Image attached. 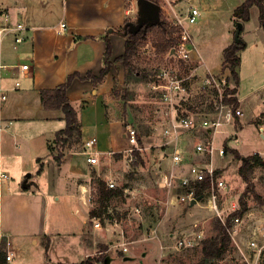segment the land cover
Returning a JSON list of instances; mask_svg holds the SVG:
<instances>
[{
  "label": "crops",
  "instance_id": "crops-1",
  "mask_svg": "<svg viewBox=\"0 0 264 264\" xmlns=\"http://www.w3.org/2000/svg\"><path fill=\"white\" fill-rule=\"evenodd\" d=\"M15 2L16 0L13 4L5 3L0 11L7 12L11 20L25 23L26 39L13 49L11 36L7 37L3 43V60L9 64L26 62L30 68L24 73L13 69L5 71L0 81V87L7 92V100L0 111V168H4L9 174V177L7 175L6 179L0 180L4 181L2 184L0 182V189L3 190L2 198L6 199L7 212L3 213L0 203V232L9 240V249L13 253L16 252L13 245L21 240L20 235H28L33 243L37 242L36 237L45 238L47 256L52 242L51 235L44 234V229L49 225H44V221L50 219V209L47 206L51 197L56 201L59 196L63 199L68 197L73 206L78 203L80 207H86L85 221L81 222L73 211H70L71 216L65 212V215L51 219L53 227L50 232L57 236L72 237L70 244L76 245V250L82 253L80 238L91 209L86 199L91 190L90 180L95 175L106 183L112 180L116 185L117 179L113 170L118 163H115L114 159L121 155L125 158L131 145L122 135L123 112L126 108L120 103L119 98L115 95L111 96L110 93L116 78L121 81L123 67L120 61H113L109 72L96 86L88 79L76 77L72 80L66 94L78 111L81 141L77 148L65 151L60 162L54 159L56 150L50 151L48 146L50 143L53 144L55 132L64 127L65 121L60 110L43 108L40 90L53 88L73 71L84 73L91 70L94 74H98L105 49L104 40L99 39L98 36L108 28L122 26L126 19L131 17L132 12L136 13L138 3L137 0H61L60 17L54 23H49L53 17L54 0H32V3L27 1L22 5H17ZM128 2L130 7H127ZM40 3L44 7L49 3V9L38 10ZM176 5L178 3L170 6L173 12H177ZM180 5L183 6V2ZM251 11L250 8V14ZM2 19L3 16L0 15V21ZM61 22L65 23L64 28L59 26ZM109 37L112 43L111 59H114L124 51V36L109 32ZM227 45L228 43L221 46L220 50L222 51ZM198 56L199 66H207V61L202 55L198 53ZM221 63L222 58L217 72L209 69L207 72L228 74V70L222 72ZM15 78L19 80L20 85L16 89H11ZM240 82L241 78L238 76L236 97L243 115L236 117L235 123L237 127H241L243 121L247 120L258 124L264 120V102H258L259 100L256 99L253 110L247 114V110L241 106L245 95H240ZM261 89L264 90V81ZM90 136L96 137V143L92 149H86L83 141ZM227 138L224 133L221 142L226 141ZM192 139L191 132H186L179 138L181 149L188 151L183 160L182 174L187 172L192 162H207L211 159L206 154L191 151L187 143ZM263 151L264 148L256 150V152ZM89 154L96 157L95 162L91 163L87 160ZM229 155L231 159L229 161H232L233 157ZM240 155L244 156L241 153ZM261 157L264 160V154ZM39 167L41 170L38 171ZM26 178L28 181L24 182ZM126 178L128 179L127 174ZM52 205L58 207L54 203ZM196 205L198 203H190L189 207L193 208ZM12 219L16 224L12 223ZM62 223H68L70 227L64 229ZM111 241L115 240H109ZM130 252L131 256L136 255ZM145 252L144 257L148 254L147 251ZM144 257L140 262H143Z\"/></svg>",
  "mask_w": 264,
  "mask_h": 264
},
{
  "label": "rangeland",
  "instance_id": "rangeland-1",
  "mask_svg": "<svg viewBox=\"0 0 264 264\" xmlns=\"http://www.w3.org/2000/svg\"><path fill=\"white\" fill-rule=\"evenodd\" d=\"M27 1L32 3V0H16L15 3L22 5ZM60 1L54 0L53 17L49 20V23H54L60 17ZM7 2L13 4L14 0H0V10ZM181 2H183V6L180 5ZM241 2L242 0H159L161 16L165 20L167 10L172 12L170 6L177 3L175 10L180 15L183 14L185 7L190 4L198 5L201 10L197 22L188 29L196 46L197 55L198 53L202 55L207 61V66L200 67L199 58L177 63L181 74H189L190 88L187 99L181 102L178 108L180 106L185 108L191 106L196 109L197 113L201 108L206 107L211 100L213 101V93L207 89H201V79L208 69L214 72L219 70L220 59L222 58L220 47L226 45V43L229 44L233 40L236 26L233 22L232 10ZM49 5L48 3L47 7H44L40 3L38 10L41 8L48 10ZM127 5L130 7L129 2ZM251 9L249 20L243 22L244 26L240 37L246 42V47L240 51L241 61L237 69L238 76L241 78L239 92L240 95H245V100L241 102V106L247 110V114L253 110L256 99L259 100L258 102H264V90L261 89V84L264 81V26L258 18V8L252 6ZM139 14L137 9L136 13H131L129 20L133 23L137 22ZM158 38V30L149 33L146 41L139 47L133 58L136 74L130 75L126 81L123 73L120 82L116 78L110 92L111 96L115 95L119 98L120 103L124 104L126 108L123 112L124 125L130 123L139 132V149L136 150L139 151L142 161L141 164L133 166L128 154H125V158L122 155L121 157H115V163H118L114 166L115 170H113L117 179L115 187L124 190L121 195H112L103 200L101 209L106 210L102 215L108 209L113 210L115 215L122 221L126 237L135 240L130 245V250L136 253L133 256L134 259L131 262L124 261L117 248L109 245V240H116L115 233H111V229L108 231L101 229L93 237L89 219L85 223L86 226L80 238L82 253L76 250V245L70 244L73 240L72 237L70 238L67 235L57 236L55 233L50 232L51 227H53V218L63 216L65 212H68V216H71L73 211L81 222H84L86 218V207L82 208L78 203L73 206L69 201L70 198L63 199L59 196L58 201L51 197L50 204L47 206L50 209V219L44 221V225L49 224L48 228L44 229V234L51 235L52 241L48 255L46 256L45 253V238L36 237L37 242L33 243L31 237L24 234L20 235L21 240L13 245L16 252L13 253V259L10 262L8 261L9 264H43L47 261L79 264V261L87 258L99 260V256L103 254L109 256V264H192L199 259V243L190 249L168 250L165 251L164 255L160 254L161 245L172 243L173 237H168L169 233H175L176 230L187 226L195 218L207 216V212L200 204L191 208L187 202L176 201V195L181 189L177 179H172L170 185L165 187H159L156 182L164 173L172 171L169 157L173 149L172 142H165L155 128L165 107L160 94L154 91L150 84L154 82L161 66L172 63L166 57L167 52L163 53L156 46ZM143 75L145 77H141ZM224 75L226 76V73ZM227 80L230 85L228 88L234 87L230 76ZM234 95L236 96V93ZM234 126L235 128L231 126L224 127L226 131H235L238 138L237 141H234L233 137L229 136L226 139L227 145L238 148L244 156L255 153L257 149L264 148V138L257 131V124L253 121H243L241 127H237L234 123ZM144 130H148L146 135L142 134ZM223 137L224 133L216 134L214 144L216 146L223 145L224 140L221 142ZM210 158L211 165L217 168L220 177L225 182L221 206L225 208L224 214H226L229 212L228 206L231 202L240 207L239 198L245 188V182L237 172L240 161L234 158L229 161L231 160L229 154L222 157L213 154ZM0 169L9 177L4 168ZM129 172L132 173V176L127 179L126 174L128 175ZM27 181L28 178L24 182ZM251 181L253 192L247 193L244 197L246 209L251 214L258 215L264 210V166H256L253 169ZM0 182L1 184L4 183V181ZM2 192L3 190L0 189V203L2 204L3 213H7L5 210L6 199L2 198ZM86 199L89 206H91L90 208L97 203L91 190ZM53 203L58 207H55V205L52 207ZM136 206L141 209V215L133 217L131 216V210ZM6 219V216H4V220ZM214 220L215 218H209L206 236L215 232ZM12 223L16 224L13 219ZM61 225L64 229L70 227L68 223H62ZM97 249L103 250V253L99 256L94 253ZM141 250L148 252L143 262H140ZM232 255L233 252L226 253L217 261V264H229ZM92 264L95 263L92 262Z\"/></svg>",
  "mask_w": 264,
  "mask_h": 264
},
{
  "label": "built area",
  "instance_id": "built-area-1",
  "mask_svg": "<svg viewBox=\"0 0 264 264\" xmlns=\"http://www.w3.org/2000/svg\"><path fill=\"white\" fill-rule=\"evenodd\" d=\"M200 8L196 4H190L185 7L183 14L177 12H166V21L168 25L177 27L174 33L178 35L177 42L167 51L166 57L170 65L160 67L159 72L152 84L151 88L160 94L161 101L164 104V111L161 118L157 121L156 129L159 131L161 138L165 142H172V151L170 154V163L172 171L164 173L156 180L159 187L169 186L172 179L179 181V186L183 191L178 192L176 201L194 203L202 205L207 212V216L193 219L190 224L180 227L175 233H169L168 237L172 238V243L160 246V254L164 255L165 251H179L180 249H190L200 243L206 236V228L209 218H219L224 223L226 217L235 210L240 209L239 205L234 202L228 206L229 212L224 214L225 208L221 206V200L224 196L225 182L217 172V168L207 162H192L185 174H182V163L187 150L181 149L179 146V138L186 132H191L193 139L187 144L191 147L193 153L206 154L211 157L213 154L224 156V147L214 144L215 135L225 133L226 137H233L237 141L235 131H226L224 127H234L235 118L243 115L242 109L238 106V100L233 102L225 101L232 94L226 92L230 87L226 76L223 73L206 72L201 79V89H207L213 93L214 108L212 112L199 114L180 106L189 95V74H181L177 63L180 61L187 62L199 58L196 46L189 33V27L195 24L200 16ZM3 16L0 21V81L5 71L13 69L18 72H26L30 67L26 62H18L9 64L3 60V43L7 37L11 36L12 47L16 49L18 44L26 39L25 32L27 26L20 20H11L7 12L0 11ZM61 28L65 27V23L59 24ZM264 64V62H263ZM20 85L17 78L14 79L11 89H16ZM234 95V94H233ZM7 100V92L0 87V111L3 104ZM257 131L264 138V120L258 122ZM122 135L131 144L128 148V156L131 161L135 159L132 151L139 149L138 130L130 123H125ZM96 143V137L90 136L83 141L86 149H92ZM259 156L263 152H257ZM87 160L91 163L96 161V157L89 154ZM0 178L6 179L7 175L0 170ZM196 183L203 185L201 195H196ZM107 186L113 188L115 182L107 181ZM85 202V201H84ZM131 216H140L141 209L134 207L131 210ZM130 217V216H129ZM93 237L99 230L108 231L110 227L111 233H115L116 240L108 242L110 246L116 247L121 256H131L130 245L135 242L126 237L122 221L118 218L114 211L108 209L101 216L90 218ZM154 231V230H153ZM118 232V233H117ZM230 243L234 247L233 255L229 260V264H264V210L258 215H253L246 208L230 217V226L227 229ZM4 252L5 259L11 261L13 252L9 249V240L0 232V254ZM98 256L103 250H95ZM142 251L141 258L145 256ZM140 258V260H141ZM95 264H104L103 260H95Z\"/></svg>",
  "mask_w": 264,
  "mask_h": 264
},
{
  "label": "trees",
  "instance_id": "trees-1",
  "mask_svg": "<svg viewBox=\"0 0 264 264\" xmlns=\"http://www.w3.org/2000/svg\"><path fill=\"white\" fill-rule=\"evenodd\" d=\"M156 3L159 0H152ZM256 6L258 8V18L264 26V0H242L237 6L233 8L232 16L234 17V24L237 26L238 22H245L250 18V8ZM128 7V6H127ZM130 21L126 19V22ZM126 22L119 27L108 28L103 34L99 35V39L104 40L105 49L101 58V68L98 74H94L91 70H87L84 73L78 71H73L68 74L65 80L53 88H45L40 90V101L44 109H58L62 112V118L65 121L63 128L55 132L53 139V144H49L48 148L50 151H55L54 159L57 162H60L64 152L67 150H73L77 148L78 143L81 141V122L78 116L77 109L70 102L66 90L71 84L72 80L76 77L80 79H88L92 82L94 86L100 82L103 77L109 72L112 67L113 61H120L123 67V73L125 80L129 79V76L133 73L136 74V68L133 64V58L139 50V47L146 41L148 35L153 30H158L159 38L156 42V46L165 53L177 42L178 35H174L177 31V27H169L167 21L161 16V11L159 8L158 19L156 22L145 21L142 26L135 32L130 31V27L126 25ZM243 27L240 28L239 35L237 38L233 37V40L223 48L222 50V63L221 69L228 70L229 74H226V78L229 79V76L232 78L234 87L227 88L228 93L232 96L225 99L227 102H233L237 100V97L233 94L237 91L238 86V66L240 64V51L246 47V42L241 39L240 33L242 32ZM109 32H116L124 36V51L121 55L111 59L112 57V43L110 41ZM235 32V30H234ZM81 37V36H79ZM83 37V36H82ZM90 37V36H84ZM93 37V36H91ZM145 77V75L141 76ZM127 83V82H126ZM125 89V87H124ZM184 102V101H183ZM187 109L193 112H196V109L191 106H186ZM214 108V102L211 100L206 107L201 108L197 113L203 114L212 112ZM148 130L142 131L143 135H146ZM223 147L225 153L231 154L234 159L240 161V165L237 168L238 174L241 176L243 182H245V188L242 195L239 198L240 209L230 213L225 222L222 223L219 218L215 217L213 222L214 233L205 236L200 241V257L199 259L192 264H217V261L223 257L226 253L234 251V247L230 243L229 234L227 232L228 227L230 226V217L231 215L238 214L246 208V200L244 199L245 195L249 192H253V185L251 181V173L256 166H264V160L257 152L241 156L239 151L236 148H233L227 145L226 141L223 142ZM135 159L131 162V165L141 164V157L138 150L134 149L132 151ZM121 155V154H119ZM41 170L39 167L38 171ZM132 173H128V179H130ZM196 195L200 196L203 185L196 183ZM90 188L92 194L97 200L95 206H93L89 212V219L94 216H101L102 213L106 210H102L103 200L112 196V195H121L123 193V188H109L107 183L100 177L93 175L90 180ZM179 191H183L182 188ZM258 197V196H257ZM91 225V223L89 222ZM47 249V245H45ZM106 254L100 255L99 260H103ZM95 259L87 258L85 260L79 261V264H92ZM0 264H8V261L5 259L4 252L0 254ZM43 264H65L60 262H45Z\"/></svg>",
  "mask_w": 264,
  "mask_h": 264
},
{
  "label": "water",
  "instance_id": "water-1",
  "mask_svg": "<svg viewBox=\"0 0 264 264\" xmlns=\"http://www.w3.org/2000/svg\"><path fill=\"white\" fill-rule=\"evenodd\" d=\"M138 3V12L140 13L137 22L133 23L132 21H127L126 25L130 27V31L132 33H135L141 26L142 24L148 19H151V21L156 22L158 19V13H159V4L152 1V0H137ZM242 27V23L238 22L235 32H234V37L237 38L239 35L240 28ZM194 203V200L191 202V204ZM132 257L130 256H124V260H129ZM104 264H109L110 258L109 256H105L104 259Z\"/></svg>",
  "mask_w": 264,
  "mask_h": 264
},
{
  "label": "flooded vegetation",
  "instance_id": "flooded-vegetation-1",
  "mask_svg": "<svg viewBox=\"0 0 264 264\" xmlns=\"http://www.w3.org/2000/svg\"><path fill=\"white\" fill-rule=\"evenodd\" d=\"M146 21L150 22V21H151V19H149V20L147 19Z\"/></svg>",
  "mask_w": 264,
  "mask_h": 264
}]
</instances>
